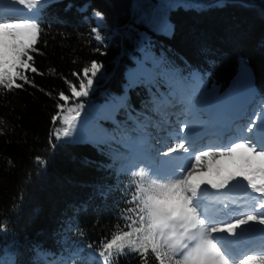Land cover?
Instances as JSON below:
<instances>
[{"label": "trees", "instance_id": "obj_1", "mask_svg": "<svg viewBox=\"0 0 264 264\" xmlns=\"http://www.w3.org/2000/svg\"><path fill=\"white\" fill-rule=\"evenodd\" d=\"M197 1L206 6L170 11V35L137 19L135 0H46L40 7L39 51L32 55L42 74L28 73L37 87L0 88V225L5 226L0 260L5 264H37L35 248L98 252L101 240L124 227L135 177L123 168L127 153L107 138L117 136L123 121L133 127L130 115L175 88L170 74L190 85L186 75L198 69L223 89L242 60L252 68L264 100V0ZM98 12L104 26L94 17ZM94 28L105 35L102 41L94 38ZM92 61L102 65L103 76H96V89L75 102L116 98L115 103L92 117L91 141H57L51 134L61 127L59 120L53 123L57 104L63 103L58 93L70 96L65 80L78 86L72 74L82 77V68ZM37 156L45 166L37 165ZM115 264L143 261L127 253ZM148 264H158L151 253Z\"/></svg>", "mask_w": 264, "mask_h": 264}, {"label": "snow or ice", "instance_id": "obj_2", "mask_svg": "<svg viewBox=\"0 0 264 264\" xmlns=\"http://www.w3.org/2000/svg\"><path fill=\"white\" fill-rule=\"evenodd\" d=\"M11 2L36 11L19 9V14L5 18L0 9V88L5 92L22 88L24 84L37 87L28 73L42 74L34 66L32 53L39 51L36 48L41 34L38 16L46 0ZM95 15L103 19L102 13ZM92 32L97 41L102 40L98 29ZM101 68V64L92 61L90 66L82 68V77L74 72L78 86L65 80L71 95L64 91L58 93L63 103L57 104L58 113L53 123L59 120L61 127L51 134L57 141L72 136L84 108L82 102L75 101L89 95ZM148 76L150 78L151 74ZM170 79L175 82L172 100L183 106L179 116L184 120L180 121L178 116L173 130L179 142L168 145L162 153L157 149L155 156L149 155L151 145H147V134L142 137L146 147L138 149L135 143L129 145L134 156L123 168L135 177L131 181L135 191L128 201L133 206L123 214L124 227L117 226L116 231L99 242L98 254L93 251L90 264H112L114 258L127 253H136L143 264H148L149 253L158 264H264V253H243L242 258L238 257L232 250L236 242L228 240V237H236L238 230L240 235L258 231L264 244V101L261 111L252 113L244 123L238 122L243 117L237 115L230 123L221 124L220 109L209 121H204L199 119L198 113L211 110L196 98L198 75H193L190 85L177 82L172 74ZM143 127L138 123L141 131ZM2 134L3 129H0ZM224 136L227 139H223ZM197 137L201 140L199 144ZM209 137L217 139L203 143ZM55 147L52 143V148ZM173 153L187 154L184 159L188 163L177 165L171 158ZM161 156L170 159L152 163ZM35 159L38 166L47 163L39 156ZM137 160L145 162L147 170L138 167ZM203 185L216 194L244 185L246 199L242 203L232 201L231 205L221 201V206L210 208L203 198L208 191ZM257 225L262 227L257 229ZM4 229L5 226L0 225V231ZM88 248L93 249V245L89 244ZM0 264L5 262L0 260Z\"/></svg>", "mask_w": 264, "mask_h": 264}, {"label": "rangeland", "instance_id": "obj_3", "mask_svg": "<svg viewBox=\"0 0 264 264\" xmlns=\"http://www.w3.org/2000/svg\"><path fill=\"white\" fill-rule=\"evenodd\" d=\"M7 1L11 2V0H7ZM218 3L221 4L222 1H219ZM205 6H206V4L204 2L197 1V0H135L134 12L133 13H134V15L136 16V18L138 20H144L147 24H149L151 26V28L153 30H155L157 32H162V33L167 34V35H170V33L172 31V25H171V22H170V19H169V13H170L171 10H174V9H177V8H183V9L195 8V9H200V8L205 7ZM94 17L96 18V20H97V22L99 24L104 26V20L103 19H101L97 15H94ZM104 37H105V35H102V40L104 39ZM103 73H102V71H100L97 74V76H103L102 75ZM193 75H197V74L196 73L195 74H191V77H193ZM235 82H236V80H235ZM233 85L234 84H232L229 87V89L226 92V94L227 93L228 94L232 93V91H233L232 90V86ZM96 86H97V83L95 82V78H94L93 87H92L91 90L93 91L94 89H96ZM218 94H219V88L217 86H215V85L209 86V85H206V84H202L201 86H199V91L196 93V98L198 100H200V102L206 106L208 97L209 96L212 97L211 95H214L215 98L218 100L220 98V96H218ZM226 94L222 97V100L219 101L218 106L215 107L216 110L219 109L220 106H225V105H222V102L228 101L227 100L228 97L226 96ZM249 97H250L249 101H253L254 100V97H252V95L249 96ZM209 99H212V98H209ZM114 100H115V98H111V100H107V102L106 101H104V102H94L91 105H86V103H83L82 101H80L79 103L82 102L86 108L84 107L83 110L81 111L80 117H79L78 122L76 124V128L74 129L71 138H73V139L80 138V141H84L85 135L87 134V132L89 130V125L88 124L90 122H92V119L90 117L99 116L101 113H103L106 109L110 108L114 104ZM167 100H169V99H167ZM162 101H164V100L162 99L161 102ZM122 102L125 103V99ZM216 105H217V103H216ZM256 106H257L256 107V111L254 110L253 113L254 112L255 113H259L261 111V103L259 102ZM182 107L183 106L181 105L180 109ZM87 108H88V110H86ZM163 109L164 108L161 107V109H160L161 111L160 112H162ZM225 109H226V107H225ZM246 109H247V113L249 115L248 108H246ZM223 113H224V111H223ZM87 114H90V115L88 116ZM204 114H200L199 116L202 117V116H204ZM178 116H179V114L176 113V119L173 120V122H171L168 125V127H166L165 129L174 130L177 127V124H175L174 122L175 121L178 122ZM150 117H152V115ZM206 118H209V117H205L202 120L206 121ZM179 120L183 121V117L179 116ZM209 120L210 119H208V121ZM157 122H158V120H157ZM161 122H162L163 125L166 124L165 120L163 118L161 119ZM147 123L148 122H145V125ZM148 127L151 128V126H149V123H148L147 129H148ZM153 127H155L156 130H158L160 132L155 133V132H152V129H151L150 135L149 136L146 135V137H149L150 138L149 141H152L151 140V136H153V138H152L153 139V145L152 146H156L158 144H163L165 142V140H162L160 142L161 139H156V137L157 136H161V138H162L163 135H165L162 132V130H164V128H161L158 124H154ZM116 128H117V132H121V130H122L121 128H119V127H116ZM146 130H145V133H146ZM124 133H125L124 135L129 137V139H130L129 140V144L135 143V139H137V138L134 136L135 135L134 131L126 130ZM152 134H155V136L152 135ZM166 134L170 136V133H166ZM172 134L173 135H171V137L174 136V132L173 131H172ZM171 137H170V139H171ZM174 138H175V136H174ZM113 139L114 138L112 136H109V138H107V142H109V143L113 142L115 145H118V146L122 147L125 150L130 149V147L127 146L126 144H124V142L122 140H117L116 138L114 140ZM138 139L140 141L142 139V137L139 136ZM175 141H176L175 143L178 142V140H176V139H175ZM138 143L142 144L141 147H138L137 145H135V146H137L138 149H142L143 142L140 141ZM157 149H159V151L161 153L163 152L162 151L163 148H151V150H154V152H156ZM151 156H154V155H151ZM167 158L168 157L161 156V157H159V160H167ZM159 160L157 159L154 162L159 163ZM137 164L139 166L145 167L146 170H147L145 162H141V160H137ZM256 255H259V254H256Z\"/></svg>", "mask_w": 264, "mask_h": 264}, {"label": "bare ground", "instance_id": "obj_4", "mask_svg": "<svg viewBox=\"0 0 264 264\" xmlns=\"http://www.w3.org/2000/svg\"><path fill=\"white\" fill-rule=\"evenodd\" d=\"M6 3V2H5ZM6 4H9V5H11V6H14V7H19V8H21V9H25L24 8V6L23 5H15V4H12V2H10V3H6ZM5 18H7V16H5ZM241 79V78H240ZM236 80V79H235ZM235 80H233V82H232V84H234L233 86H232V93H227L226 94V96L228 97L227 98V100H232V99H234L235 97H237V96H242L239 100H242V101H244V95L245 96H247V94H245L244 92H241L238 88H237V85L238 84H243L242 83V81L241 80H236V82H235ZM231 84V85H232ZM247 99H248V96H247ZM209 101H211V99H208V102ZM217 100H215L214 101V103H213V109H214V111H216V109H215V105H216V102ZM228 102V101H227ZM223 103L224 102H222V105H223ZM220 110H222V113H223V111L225 110V106H220V108H219ZM240 109V108H239ZM224 114V113H223ZM173 121V120H172ZM175 124H177V122L175 121L174 122ZM155 124V120H153V119H150V121H149V126H151V127H153V125ZM173 125V124H172ZM171 126V125H170ZM151 129L152 128H150V127H148V129L146 130V133H147V135L149 136L150 135V133H151ZM162 132H163V134H166V133H172V130H170V129H164V130H162ZM156 139H161V136H157L156 137ZM175 138H174V136H172L171 137V139H169L167 142H165L164 144H158V145H156V146H151V148H163V152L167 149V146L168 145H170V144H172V145H174L175 144ZM179 142V141H178ZM186 143V146H187V142H185ZM199 144V143H198ZM162 146V147H161ZM187 154H184V153H180V154H177V153H173L172 154V157L171 158H176V159H180V158H182L183 159V161H182V163L180 162H175L177 165H179V164H187L188 163V161L186 160V159H184V157L186 156ZM170 157H168V159H169ZM158 160H159V158H158ZM205 178H208V177H205ZM203 186H205V187H208L207 185H203ZM202 186V187H203ZM209 189V188H208ZM225 191V190H224ZM211 193H215V190H214V192H211ZM211 193L210 192H205L204 194H203V197H207V196H209V195H211ZM223 193V192H222ZM219 196H221V193H219L218 194ZM223 196H221V198H222ZM246 197V196H245ZM214 202L215 201V199H209V203H211V202ZM216 204H218V203H216ZM215 204V205H216ZM230 205H231V203H230ZM260 227H262V226H259V225H257L256 226V228L257 229H259ZM239 232H240V230H238V234H239ZM244 234H246V237L244 238V242L247 244V243H252L253 241H256V242H259V243H261V241H260V237H261V234L257 231V232H255V233H244ZM255 249H258V248H255ZM252 250H254V249H252ZM255 251H261V249H259V250H255Z\"/></svg>", "mask_w": 264, "mask_h": 264}, {"label": "water", "instance_id": "obj_5", "mask_svg": "<svg viewBox=\"0 0 264 264\" xmlns=\"http://www.w3.org/2000/svg\"><path fill=\"white\" fill-rule=\"evenodd\" d=\"M239 73L240 74L236 76V79L240 80L241 78L245 85V86H240L241 89L243 90L251 89V87H253L255 83V75H254L252 68L248 64L244 63L243 61H240L239 62Z\"/></svg>", "mask_w": 264, "mask_h": 264}]
</instances>
